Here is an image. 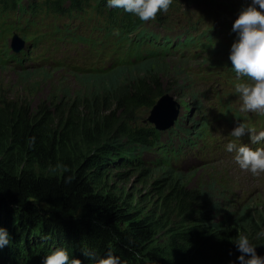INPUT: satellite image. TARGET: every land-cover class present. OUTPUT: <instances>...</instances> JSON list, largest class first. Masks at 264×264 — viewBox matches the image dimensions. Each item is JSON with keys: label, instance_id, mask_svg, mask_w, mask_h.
<instances>
[{"label": "trees", "instance_id": "16d2710c", "mask_svg": "<svg viewBox=\"0 0 264 264\" xmlns=\"http://www.w3.org/2000/svg\"><path fill=\"white\" fill-rule=\"evenodd\" d=\"M86 1L0 0L1 17L17 15L14 22L1 24L3 31L17 30L23 38L42 13L73 20L77 26L66 42L84 43L92 65V71L76 73L78 90L86 80L84 92L70 99L66 92L51 105L33 107L0 93V227L11 236L9 246L0 250V264H42L59 247L83 264H91L82 256L85 248L100 257L111 250L122 264H237L234 242L241 233L264 256V237L256 238L264 231V214L244 210L248 203L232 209L222 195L225 180L214 178L198 188L184 183L191 173L178 165L194 156L186 148L199 144L213 153L220 148L217 142L209 144V118L191 83L173 81L176 93L191 92L192 102L170 130L159 132L139 121L142 111L149 112L164 93L174 91L167 84L171 78L164 79V61L175 56L190 61L202 53L204 59L228 57L236 35L232 23L224 19L221 28L229 33L220 40L211 28L202 30L190 19L189 28L169 23L171 15L179 16L176 0L150 22L109 8L107 0ZM21 20L25 26L20 28ZM82 24L90 37L79 33ZM111 47L121 52L120 59L105 66L102 56ZM2 55L1 67L14 63L18 74L21 68L36 73L19 56ZM227 68L229 60L222 69L234 88L238 81ZM240 121L250 127L235 111L232 122ZM106 171H119L115 177L122 182L137 176L141 184L161 176L149 193L139 192L128 203L103 189Z\"/></svg>", "mask_w": 264, "mask_h": 264}, {"label": "rangeland", "instance_id": "374dc122", "mask_svg": "<svg viewBox=\"0 0 264 264\" xmlns=\"http://www.w3.org/2000/svg\"><path fill=\"white\" fill-rule=\"evenodd\" d=\"M176 2L180 5L179 16H177L179 21L172 15L167 20L169 23L177 22L175 28H189L186 25V19L189 18L194 22H198L200 24L199 28L202 30L213 28L219 38L218 31L222 29L224 19L233 24L239 12L250 3V0H176ZM16 17L17 15L13 13L10 14L8 20L7 17L0 16V56H3V51L13 54L9 48L13 33H17L25 42L35 35L30 26L24 31L25 38L17 30L3 31L5 26L1 24L6 20L9 23L14 22ZM35 21L36 24L33 28L36 29V33L39 32L42 35L45 33V35L40 40L38 49L31 53L32 58L24 60L23 64L36 73L26 74L27 70L21 68L18 69L20 75L13 69L14 63H12V66L2 64L4 67H1L0 65V93L15 100H26L30 102L31 106L36 107L40 104L51 105L53 101L63 98L66 92H68L69 99L80 91L84 92L86 90L84 84L86 80L80 82V84L84 82L83 88L80 87L78 90L76 79V76H78L76 72L92 71L90 70L92 65L88 62L84 51V45L83 43L72 45L67 43L66 40L60 42L58 40L60 34L56 33L57 30L60 33H65L66 27L71 32H75L77 23H72L66 19H58L46 13H42ZM17 26L24 27L25 22L22 21ZM87 29L89 27L86 26ZM26 45L29 46L27 42ZM32 49L33 46H30L27 50L31 51ZM16 55L19 56L21 53ZM117 55L118 53L113 48L106 50L104 57L106 63H114L117 60ZM204 56L205 54L202 53L190 61L180 60L179 56H175L164 61L168 63L164 79L167 76L171 78V81L167 84L173 87L174 91L169 94L173 96L179 105V115L183 116L188 112L184 109V106L192 102L190 93L194 91L197 98L202 101L204 112L209 118V125L213 128V139L209 144L212 145L214 142L220 144L219 151L216 153L207 152L203 149L204 146L198 144L192 149L196 150L194 156L186 162L179 163V170L191 173L188 176L189 180L184 182L187 187L198 188V185L214 178L225 180L226 188L222 191V195L229 202L230 207L236 208L243 203H248L244 210L248 209L250 213L261 212L264 214V174L254 176L248 171L241 170L233 161L235 153L226 151V144L230 141L237 145H240L239 143L245 144L241 139L237 140L230 136V132L236 126L232 122V115L235 111H239L240 100L235 92V86L233 88L229 84L225 70L222 69L226 65L227 58L219 54L202 60ZM20 61H22L21 58ZM173 81H176L178 85L190 82L192 85L191 92H181L179 90L176 93L177 89ZM148 114V111H142L139 114V120L142 124H148L144 122ZM241 115L250 119V122L256 123V125L250 127L253 131L250 133L251 135L264 131V125H258V119L264 117V115L254 113H241ZM243 123L247 124V122ZM244 137L250 138V135ZM116 174H119V171H106L103 189L105 187L116 196L123 197L128 203L139 192L149 193L151 184L161 176L157 174L150 178L148 184H141L144 181L137 178V176L126 177L125 180L128 181L122 182L115 177ZM145 204L144 202L143 205L145 206Z\"/></svg>", "mask_w": 264, "mask_h": 264}, {"label": "clouds", "instance_id": "9594fccd", "mask_svg": "<svg viewBox=\"0 0 264 264\" xmlns=\"http://www.w3.org/2000/svg\"><path fill=\"white\" fill-rule=\"evenodd\" d=\"M172 4L173 0H107L109 8L123 9L143 22L155 20L158 13L167 12ZM232 32L236 35L228 60L238 81L235 92L240 100L239 111L264 115V0H250L233 22ZM246 134L250 135V129L242 122H237L230 132V136L237 140ZM250 139L252 143H261L264 141V131L250 135ZM226 151L235 153L233 161L241 170L254 176L264 174V147L252 149L246 144L237 145L230 141L226 144ZM57 167L62 172L68 171L66 166ZM71 180V176L67 177V182ZM262 237L264 231L256 234V238ZM10 242L8 230L0 227V250L8 247ZM234 244L240 253L237 264H264V256L257 255L256 245L249 235L239 234ZM82 256L91 264H122L120 257L111 250L100 257L95 250L85 248ZM42 264H83V261L70 257L67 248L59 247L47 255Z\"/></svg>", "mask_w": 264, "mask_h": 264}, {"label": "water", "instance_id": "95a60500", "mask_svg": "<svg viewBox=\"0 0 264 264\" xmlns=\"http://www.w3.org/2000/svg\"><path fill=\"white\" fill-rule=\"evenodd\" d=\"M24 41L14 33L10 48L15 54H18L23 47ZM179 105L169 93H164L152 106L145 123L153 125L154 129L159 132H165L171 129L179 114Z\"/></svg>", "mask_w": 264, "mask_h": 264}, {"label": "bare ground", "instance_id": "6f19581e", "mask_svg": "<svg viewBox=\"0 0 264 264\" xmlns=\"http://www.w3.org/2000/svg\"><path fill=\"white\" fill-rule=\"evenodd\" d=\"M87 1H89V0H87ZM86 1V2H87ZM82 3H83V1H82ZM84 4V3H83ZM177 5H179V4H177ZM86 6V5H85ZM88 7V6H87ZM78 9V8H77ZM172 9V8H171ZM174 9V8H173ZM179 9V8H178ZM182 10V9H181ZM83 11V10H82ZM175 11H177L176 9H175ZM185 11V10H184ZM121 12V11H120ZM83 13V12H82ZM85 13V12H84ZM118 13V12H117ZM167 13V12H166ZM172 13H173V11H172ZM171 13V14H172ZM160 13H158V15H159ZM170 15V14H169ZM172 16V15H171ZM181 17V16H180ZM187 17V16H186ZM176 18V17H175ZM184 18V17H183ZM158 19V18H157ZM164 19V18H163ZM177 19V18H176ZM175 19V20H176ZM189 19V18H188ZM188 19H186L187 21H188ZM178 20V19H177ZM179 21V20H178ZM156 22V21H155ZM174 23V22H173ZM136 23H134V25H135ZM175 24H176V22H175ZM143 25V24H142ZM213 25V24H212ZM136 26V25H135ZM139 26V28L141 27L140 25H138ZM144 26V25H143ZM179 26V25H178ZM214 27V26H213ZM135 28V27H134ZM133 29V28H132ZM186 30V29H185ZM184 30V31H185ZM137 31V30H136ZM134 32V31H133ZM141 31H139L138 33H140ZM175 32V31H174ZM187 32V31H186ZM230 32H231V30H230ZM34 33H35V35L32 37V38H30L29 40H27L26 42L29 44V46H27L26 45V42L24 41V44H23V47L21 48V50H20V52L19 53H21V55H19V60H20V58L21 59H23V62H24V60H28V59H31L32 57H31V53H33L35 50H37L38 49V44H39V42H40V40H42V37L45 35V33L42 35V34H40L39 32H37L36 33V30L34 31ZM137 33V34H138ZM140 35H141V33H140ZM147 36V35H146ZM137 38V37H136ZM141 39H143V38H141ZM144 40H145V38H144ZM146 42H147V40H146ZM30 46H33V49L31 50V51H28L27 49L28 48H30ZM24 51V52H23ZM16 56H18V55H16ZM24 56H26V57H24ZM25 67H27V65H25V64H23ZM149 107V106H148ZM149 109H150V107H149ZM140 121V120H139ZM139 123V122H138ZM153 134H154V132H152ZM138 145V144H137ZM186 149H189V151H190V155H192V153H194V150H192L193 148H186ZM156 171H159V170H156Z\"/></svg>", "mask_w": 264, "mask_h": 264}]
</instances>
